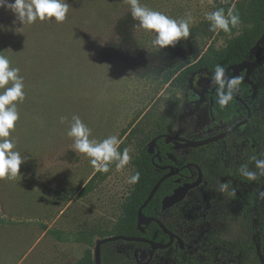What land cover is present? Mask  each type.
Masks as SVG:
<instances>
[{
  "label": "rangeland",
  "instance_id": "obj_1",
  "mask_svg": "<svg viewBox=\"0 0 264 264\" xmlns=\"http://www.w3.org/2000/svg\"><path fill=\"white\" fill-rule=\"evenodd\" d=\"M220 1L140 0L173 19L191 17L187 40L160 52L151 46V34L134 28L127 0H68L71 7L62 23L37 21L22 27L10 11L0 8V52L20 70L25 85L10 138L26 157L20 176L0 180V264H75L88 248L93 257L100 234L112 229L132 189L129 179L138 146L125 139L138 113L161 112L163 100L175 93L192 135L208 124L205 106L192 107L190 101L212 86L210 78L201 72L175 91L162 83V76L193 63L209 47L225 45L222 37L205 39L194 33ZM253 78L256 106L248 144L255 146V158L248 170L258 172L256 160L264 159V69ZM73 115L91 129L90 139L116 135L124 140L131 157L123 169L110 164L109 172L100 173L90 190L78 196L73 193L97 171L88 158L68 150L72 141L66 132ZM61 116L68 121L61 124ZM191 199L198 204L189 209L204 207L207 218L197 228L180 226L185 255L197 253L204 239L214 237L235 251V264H259L252 250L238 247L247 235L264 234V176L247 184L214 182L208 193L196 192ZM204 199L209 201L206 206ZM110 248L132 250L121 243ZM261 253L264 257L263 249ZM148 255L141 249L139 264H177L168 251L150 260Z\"/></svg>",
  "mask_w": 264,
  "mask_h": 264
},
{
  "label": "trees",
  "instance_id": "obj_2",
  "mask_svg": "<svg viewBox=\"0 0 264 264\" xmlns=\"http://www.w3.org/2000/svg\"><path fill=\"white\" fill-rule=\"evenodd\" d=\"M219 8H224L225 13L231 8L234 9L240 17V24L236 28H232L231 32L225 33L222 30L212 31L210 30V24L205 19L196 28L194 33H197L205 39L213 38L214 36L222 37L225 41V45L220 49H214L209 47L202 57H199L191 64H180L173 69H169L162 76V83L169 84L175 91L183 90L188 83V80L193 75L204 72L210 76L214 75V70L217 65L222 66L224 69L231 65L241 63L247 58L252 57L251 49L260 38L263 32L264 26V0H222L216 3L210 12H213ZM209 12V13H210ZM194 30V29H193ZM107 56L106 53H104ZM102 60H107L104 57ZM246 87V84H239V88ZM181 115L180 101L175 93L168 96L166 100H163V109L161 112H156L150 115V112L138 113L133 121L129 124L125 141L135 140L138 146V153L133 160V175L138 174L139 179L135 184H132V189L128 196L125 198L121 206V215L109 232L100 234V238H106L110 236H127V237H141L157 243H166L168 237L160 230L155 224L151 223L145 228L144 233H140L136 229V213L140 205L145 201L150 190L156 181L160 178L162 172L158 171L151 162V156L147 153V144L155 135L163 133L166 129L172 127L177 118ZM213 115L216 119H220L217 116V111L213 110ZM134 125V127H132ZM257 122L256 126L257 127ZM132 128V129H131ZM126 130L121 132L120 138L126 135ZM123 142L120 143L119 149L123 151ZM161 145H163L160 140ZM204 148L195 150L194 159L202 157L200 154ZM161 154L162 151H161ZM156 161V160H155ZM101 172H96L90 178V180L80 189V191L74 192L75 196L79 194H86L93 183V181L100 175ZM232 176L239 180L250 183L252 180H248L242 176L239 171ZM170 180L167 179L162 182L158 190L146 207L142 210V213L148 217H157L160 214V201L162 197L170 193L168 184ZM206 193L205 190H203ZM208 193V192H207ZM205 201V199H204ZM208 201V200H207ZM205 201V202H207ZM206 208H198L199 214H188L186 209H179L176 212V217L181 216L183 221H186L187 216H191V221L199 218H207ZM169 230L171 225L164 224ZM264 233V232H263ZM125 244L133 245L149 250V245L144 243H125L123 241H115L112 243H106L101 246V264H135L133 255L130 254H115L113 250H110V245ZM259 244L260 248L264 250V234L255 236L247 235L244 239L243 245L238 247L243 252H254L255 244ZM168 249L159 251V253H165ZM181 255H185V252L179 251ZM255 253V252H254ZM235 251L227 244L226 241H220L217 238H206L201 243L200 250L197 253L178 257L179 264H235L234 256ZM256 257V255H255ZM257 260V258H256ZM258 261V260H257ZM75 264H94L93 257L90 249H85L83 255L76 261Z\"/></svg>",
  "mask_w": 264,
  "mask_h": 264
},
{
  "label": "clouds",
  "instance_id": "obj_3",
  "mask_svg": "<svg viewBox=\"0 0 264 264\" xmlns=\"http://www.w3.org/2000/svg\"><path fill=\"white\" fill-rule=\"evenodd\" d=\"M127 2L130 5L131 18L135 21L134 28L151 34L153 36L151 46L158 52L175 47L177 43L189 37L190 16L189 19L176 20L142 5L140 0H127ZM70 7L68 0H12V2L0 0V8L10 11L15 17V22L21 27L37 21L62 23ZM205 19L210 24V30H222L225 33L231 32L232 28L240 24L239 15L231 8L227 14L224 8L207 13ZM2 27L0 26V29ZM3 52H0V180H13L20 176V167L26 162V157L15 150L16 144L10 138L15 123L19 120L17 104L25 99V85L23 77L19 75L20 70L11 67L9 58L3 55ZM210 83L219 86L217 103L224 107L233 99L240 78H228L225 69L217 65ZM66 121H68L67 117H60L61 124ZM66 135L72 141L68 150L88 158L97 172H109L112 163H115L117 169H123L131 159L128 148L120 151L121 142L116 135H110L102 140L90 139L91 129L79 116L71 117ZM255 167L258 172L241 166L240 174L248 180H256L258 176H264V159L256 160ZM138 179V174L132 175L129 183L135 184ZM225 187L226 185H221L222 190Z\"/></svg>",
  "mask_w": 264,
  "mask_h": 264
},
{
  "label": "flooded vegetation",
  "instance_id": "obj_4",
  "mask_svg": "<svg viewBox=\"0 0 264 264\" xmlns=\"http://www.w3.org/2000/svg\"><path fill=\"white\" fill-rule=\"evenodd\" d=\"M263 53H264V45L259 46L255 53H252L251 51L252 57L247 58L244 61H253L259 58ZM262 69H264V66L255 70L249 76L248 81L244 80L245 71L238 72L236 74L233 72L228 73V78L238 77L240 78V83L246 84V87L239 88V85H238V88L236 92L234 93L233 99L229 102L227 106L221 107L217 103L218 92H219L218 85L216 86L212 85L209 89L205 91V93L198 95L196 99H193L190 101L192 102L191 104L192 107L194 106L198 107L202 105V106H205V109H206L205 114L208 120V124L205 127H203V129L200 130L199 134L197 135L191 134L188 121L181 113V115L179 116V118H177L176 122L174 123L172 127L166 129L163 133H159L155 135L150 140L152 141L153 139H156L154 151L153 153L149 155L151 156V162L153 163L154 167L157 168L158 171L162 172L160 178H162L164 175L169 173L170 169H172L173 171V174L165 179V180L167 179L170 180V183L168 184L170 193L164 195L160 201V212L161 213L158 214L157 217H152V218H156L160 220L163 225L169 224L171 225L170 228H173V230L171 231L164 225V227L169 232L173 233L175 236L173 243L167 249H168V252H171L177 264H179L178 257L180 258L183 257V260H185V255L183 252H185V249H186L185 241H183L184 238L180 234V229H183V228H181L180 226L184 227V229L186 227L197 228L201 226L200 222L206 218L204 217L199 218L200 220L196 219L197 220L196 222L195 220L191 221V218H190L191 216L189 215L187 216L186 221H183V218L181 216H179L178 218L176 217L175 215L176 212L179 209L185 208L186 213L188 214L192 215L195 212L196 214H199L198 209H194V208L189 209L190 207H193V206L196 207L198 204L196 203L197 201H194L193 199H191V197L196 192H202L203 190H205L206 193L209 192L214 182H221V181H224L225 179H228L229 181H233V182L237 181V182L247 184V182L245 181H239L235 179L232 176V174H235L237 171H239L241 166H246L247 168H249L254 165L255 146L248 144L249 138L253 135V131H254L252 117H253L255 106H256L255 83H254L253 75L257 71L262 70ZM197 74L193 75L192 77L196 76ZM205 75H207L210 79L212 77L206 73ZM192 77H190V79ZM190 79L188 80V83ZM179 91H182V90H179ZM192 96L194 97L196 96V94L193 93ZM213 110L217 111V116L220 119H216L214 117ZM248 110L250 111V117H249L248 122L246 123V126L244 128L235 130L233 133H231L227 137H224L216 142H213V143H210L208 145L198 147V148H182V149L175 148L174 143H173L174 141L172 140L168 143L165 142L166 137L177 138L179 139L178 143H184L187 140L201 141V140H205L210 137H214V136L226 133L230 129H232L234 126L244 121V119L248 115ZM160 140L162 141L163 145H161ZM199 148H204L203 151L200 152L202 157L199 159H194V154H195L194 152L195 150L197 151V149ZM161 151L163 154H161ZM155 154H158V156H155ZM199 174H201V180L197 187L190 189L185 194L184 198L180 202L174 204L173 206H171L170 208L166 210H162V200L165 197L170 196L176 189L186 184H192L195 181H197ZM206 204H209V201L203 202L204 206H206ZM136 221H137V213H136ZM151 223H154V222H151ZM146 227H144V231ZM140 233H144V232H140ZM117 236H120V235H117ZM166 236L168 237V235ZM124 237H127V236H124ZM177 238L182 241L183 248H181L179 244L177 243ZM168 242H169V237L166 243ZM125 243H140V242H125ZM166 243H160V244H166ZM129 246L132 247V250L114 251V253L115 254H118V253L125 254V255L131 253L133 255L134 263L139 264L138 255H139V251L143 248L135 247L133 245H129ZM110 250H113V249L111 248ZM147 251L149 253L148 256L150 257V246H149V250ZM159 251H163V250L155 251L152 254V256L154 254H159ZM179 251H181L183 255H181ZM100 254H101V249H100ZM255 255H256V252H255Z\"/></svg>",
  "mask_w": 264,
  "mask_h": 264
},
{
  "label": "water",
  "instance_id": "obj_5",
  "mask_svg": "<svg viewBox=\"0 0 264 264\" xmlns=\"http://www.w3.org/2000/svg\"><path fill=\"white\" fill-rule=\"evenodd\" d=\"M264 45V26H263V32L262 35L260 36V38L256 41V43L254 44V46L252 47L251 51L252 53H255L257 48L259 46H263ZM262 66H264V53L257 59L253 60V61H243L239 64L236 65H231L228 66L227 68H225V74L228 77V73L229 72H233V73H238V72H242L245 71V78L244 80L248 81L249 80V76L257 69L261 68ZM250 117V111L248 110V115L247 117L244 119V121H242L241 123H239L238 125L234 126L232 129H230L228 132L214 136V137H210L207 138L205 140H201V141H185L184 143H178L179 139L177 138H172V137H166L165 138V142L168 143L171 140L174 141V147L175 148H198V147H202L205 145H208L210 143L216 142L224 137H227L228 135H230L231 133H233L235 130L244 128L246 126V123L248 122ZM155 141L156 139H153L152 141H150L147 145V152L148 154L153 153L154 151V146H155ZM155 156H158V154H155ZM173 174L172 169H170L169 173H167L166 175H164L162 178H160L152 187V189L150 190L148 196L146 197L145 201L142 203V205L138 208L137 210V221H136V227L138 229V231L140 232H144V227L148 226L151 222H154L158 225V227L164 232V234L168 235L169 237V242L166 244H160V243H156L154 241H150V240H146L143 238H139V237H124V236H111V237H106V238H102L97 240L95 247H94V251H93V260H94V264H101V254H100V249L101 246L106 244V243H110V242H114V241H125V242H140V243H145L147 245L150 246V258L152 257V254L157 251V250H164L167 249L171 246V244L173 243V240L175 238L174 234L169 232L164 225L161 223L160 220L156 219V218H152V217H146L143 215L142 210L146 207V205L150 202V200L152 199V197L154 196L155 192L158 190L160 184L169 176H171ZM201 180V174H199V177L197 179V181H195L192 184H186L178 189H176L170 196L165 197L162 200V210H166L168 208H170L171 206H173L174 204L180 202L185 194L190 190L193 189L195 187H197L200 183ZM177 243L179 244V246L181 248H183V244L182 241L180 239L177 238ZM255 252H256V256L257 259L259 261L260 264H264V257L261 253L260 247L258 244H256L255 246ZM137 257V256H136Z\"/></svg>",
  "mask_w": 264,
  "mask_h": 264
}]
</instances>
